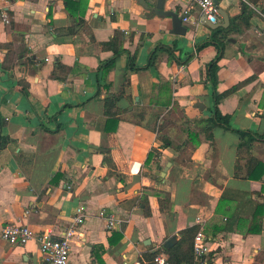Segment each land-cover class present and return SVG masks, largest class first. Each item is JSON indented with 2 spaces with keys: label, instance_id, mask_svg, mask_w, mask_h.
<instances>
[{
  "label": "crops",
  "instance_id": "1",
  "mask_svg": "<svg viewBox=\"0 0 264 264\" xmlns=\"http://www.w3.org/2000/svg\"><path fill=\"white\" fill-rule=\"evenodd\" d=\"M247 1L264 11V0ZM246 5L219 1V14L229 17L219 29L228 30ZM71 8L76 17L65 0H0V138L8 140L0 152V230L18 223L58 238L84 207L69 264H139L142 254L194 226L209 243L204 264H264V176L243 177L244 160L241 177L236 172L237 131L261 137L251 153L264 164V18L255 13L243 33L215 36L198 8L166 0V10L189 17L188 32L178 36L170 18L136 0H85ZM117 33L123 51L104 73ZM219 53L214 88L207 72ZM58 62L72 72L54 79ZM126 78L118 103L124 113L108 133L105 100ZM251 78L220 104L234 131L218 127L213 141L202 138L189 158L182 155L189 123L213 116L214 91ZM163 195L172 203L168 215L160 212ZM102 210L118 221L112 231ZM45 263L37 239L20 245L0 237V264Z\"/></svg>",
  "mask_w": 264,
  "mask_h": 264
},
{
  "label": "trees",
  "instance_id": "2",
  "mask_svg": "<svg viewBox=\"0 0 264 264\" xmlns=\"http://www.w3.org/2000/svg\"><path fill=\"white\" fill-rule=\"evenodd\" d=\"M77 2H85V0H65V4L69 9L71 15H73V17L76 16L72 14L73 11L71 8V4ZM262 12L264 13V11ZM254 14L255 11L250 6L246 5L245 13L243 14V16L233 21L231 27L228 30H223V29L216 30L214 32L215 36H219L220 34L223 33L225 34V37H227L231 32L243 33L246 29L250 28V20ZM79 23L83 24L84 21L79 20ZM122 51H123V45L120 43V33H117L113 42L114 57L107 63L101 65V69L104 70V73L109 72L115 68L116 59ZM220 59H221V53H219L215 62H213V64L209 66L210 68L208 69L207 72L208 79L213 83L214 88L217 85V72L219 70L218 63ZM152 63L153 62H151V64ZM132 70H135L133 66L131 67V69H129V72ZM71 72H72V68L67 67L62 63L58 62L51 77L54 79H61L62 77H66L67 75H69ZM251 81L252 78L239 84L235 88L221 95L216 94V92L214 91V96H213L214 104H215L214 114L210 119L198 120L195 121L194 123H189V128L187 129V134H188L187 144L184 149L179 148V152L182 155L189 158L191 154L196 150V148L200 145L202 138L209 141H213L214 130L218 127H222L227 130L234 131L230 128L231 117L225 115L220 110V104L225 97L231 95L237 89L243 87L244 85L249 84ZM128 85H129V79L126 78V81L122 86V88L120 89L119 93L116 95H110L105 100V115L108 118L106 131L108 133L112 131L113 132L116 131L117 126L121 121L120 116L124 112L118 106V103L122 99L126 98L125 90ZM135 119H139V118H135ZM135 123L139 124L137 121H135ZM236 133H238L241 138L240 145L238 148L237 162H236L237 175L238 172L242 170V161L244 160L246 161L245 164L246 174L243 175V177H246L247 179H257V180L262 179L264 176V164L258 161L256 158H254V156L251 153L254 143L259 139L260 136L252 134L250 132L237 131ZM158 135L160 140L164 142L167 146L172 145V142L168 137L162 135L161 133H158ZM7 144H8V140H6L5 138H0V152L7 147ZM153 157H154L153 153H151L146 163L147 164L150 163ZM238 176L241 177L240 174ZM141 205H144L145 207L144 211L146 217H151L152 213H151L148 197L144 196L141 199ZM159 205H160L161 214L168 215L172 211V203L170 197L167 195H163V197L159 198ZM199 230H200V226H194L183 230L182 232H180V240L175 246H173L170 249H165L162 246L159 249L148 251L139 257L138 259L139 264H159L156 262V258L161 255L165 256L166 264H199L196 261L194 255V238L196 234L199 232ZM119 238L122 237L120 236Z\"/></svg>",
  "mask_w": 264,
  "mask_h": 264
},
{
  "label": "built area",
  "instance_id": "3",
  "mask_svg": "<svg viewBox=\"0 0 264 264\" xmlns=\"http://www.w3.org/2000/svg\"><path fill=\"white\" fill-rule=\"evenodd\" d=\"M191 8L199 9L202 18L213 24L218 23L220 14L218 3L221 0H184ZM249 5L255 13L264 18V13L259 8H256L248 3L247 0H242ZM3 22L10 24V16L8 12H2ZM189 17L184 19V24H188ZM100 216L106 219L107 229L112 231L118 224L117 219L113 215H108L105 210H102ZM86 220V212L84 207H79L76 217L73 222L66 228L63 234L55 238L51 232H45L37 235L29 226L18 223H9L4 225L0 230L1 239L10 244L25 245L31 240L37 239L40 244V250L44 256L45 264H69L70 255L72 251V242L78 235L79 228L84 225ZM202 221L198 219V225ZM210 253L209 243L204 233L203 227L194 238V255L199 264H204L207 256ZM159 264H166L165 256L161 255L156 258Z\"/></svg>",
  "mask_w": 264,
  "mask_h": 264
},
{
  "label": "water",
  "instance_id": "4",
  "mask_svg": "<svg viewBox=\"0 0 264 264\" xmlns=\"http://www.w3.org/2000/svg\"><path fill=\"white\" fill-rule=\"evenodd\" d=\"M142 5L147 11L160 18H170L172 21V33L178 36H185L188 32V27L184 24V19L188 16L186 14L180 15L174 11L165 9L166 0H157L156 3H152L150 0H136ZM220 15L224 19V24L216 23L213 24L205 19V24L212 30H218L219 28H227L229 26V17L224 12H220ZM167 170H165L166 172ZM164 172V175H165ZM163 175V176H164ZM178 243V234L172 236L167 240L163 247L170 249Z\"/></svg>",
  "mask_w": 264,
  "mask_h": 264
}]
</instances>
